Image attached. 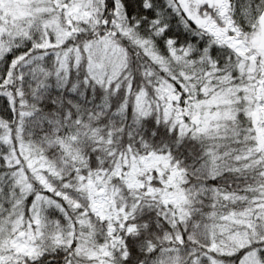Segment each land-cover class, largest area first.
Returning a JSON list of instances; mask_svg holds the SVG:
<instances>
[{
  "label": "snow or ice",
  "instance_id": "1",
  "mask_svg": "<svg viewBox=\"0 0 264 264\" xmlns=\"http://www.w3.org/2000/svg\"><path fill=\"white\" fill-rule=\"evenodd\" d=\"M0 264H264V0H0Z\"/></svg>",
  "mask_w": 264,
  "mask_h": 264
}]
</instances>
